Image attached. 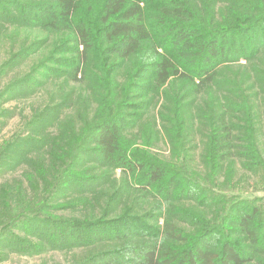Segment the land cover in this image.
Instances as JSON below:
<instances>
[{
  "label": "trees",
  "instance_id": "trees-1",
  "mask_svg": "<svg viewBox=\"0 0 264 264\" xmlns=\"http://www.w3.org/2000/svg\"><path fill=\"white\" fill-rule=\"evenodd\" d=\"M0 27L70 32L48 63L17 79L14 95L29 96L62 75L92 86L87 98L79 97L76 115L69 114L75 101L66 90L54 97L57 103L33 109L25 131L0 150L1 167H24L14 186L0 185V207L7 210L0 261L11 253L99 248L77 264H264V187L259 194L234 182L236 190L214 187L220 173L234 176L237 167L264 180L258 141L264 67L256 78L225 76L264 53V0H0ZM44 43L23 47L4 66L14 67ZM207 89L210 95L200 97ZM157 97L175 148L166 164L138 148L129 153V132ZM89 100L96 104L92 118ZM10 113L1 109L0 118ZM193 119L202 125L207 178L186 171L183 147L195 139ZM117 167L139 172L140 185L114 178ZM150 186L160 201L146 210ZM186 200V208H166ZM79 209L84 217L62 214Z\"/></svg>",
  "mask_w": 264,
  "mask_h": 264
},
{
  "label": "rangeland",
  "instance_id": "rangeland-1",
  "mask_svg": "<svg viewBox=\"0 0 264 264\" xmlns=\"http://www.w3.org/2000/svg\"><path fill=\"white\" fill-rule=\"evenodd\" d=\"M87 6L88 4L84 5V11L86 14L89 12V10L86 8ZM93 7L95 9L98 7L97 1L93 3ZM6 27H0V112L1 109L7 108L11 111V113L7 117L0 118L2 121L0 124V150L6 142L13 140L17 134L25 131L26 122L31 118L33 109L38 110L39 108H43L46 103L53 100L56 101L54 97L61 93L62 90H66L67 93L72 94V98L75 101L73 102L74 104L72 105V110L70 113L68 111V113L76 115L77 106L80 101L79 97L81 96L82 99L84 97L87 98L89 95V87H92L88 79H82L81 81L77 82L71 77L66 78L65 75H62L58 78H55L54 80L45 82L40 86V88H38L29 96L25 94L14 95L11 93V87L12 85H15L16 82H18L17 79H21L22 77L26 76L34 67L48 63L47 61L49 60L50 55L57 51V47L62 44L64 38L70 36V32L62 27H56V30L47 28L24 29L22 27ZM39 39L44 40L45 43L39 49V46L37 47V52L33 53L24 61L21 60L12 68H10V66H4V64L9 62L10 59L12 60V58L16 55V52L25 46L31 45L33 42ZM66 55L60 56L65 57ZM240 63L245 64L244 61ZM259 67H264V53L262 54L261 58L258 59V61H252L249 63V65H234L232 68H228L225 76L238 77L239 75L247 74L249 72V77L254 76L256 78ZM225 70L226 68L223 69L222 72H225ZM119 74L120 76L116 78V84L117 86L122 87L124 86L125 82L124 77H122L123 72ZM253 81L254 80L249 79V85H251ZM178 84L181 85L180 82H178L177 85ZM167 87H170V85L168 86V84H166L161 87L159 86L160 89L158 93H163L165 90H168ZM176 89H179V87ZM256 90H259V87H257ZM206 95H210L209 89L199 94V96L202 98ZM87 103V114L88 117L92 118L94 115L93 110L96 108V104L91 102V100H89ZM162 103V98L159 99V97H157L148 113L142 118L138 125L132 127L131 131L129 132L130 138L132 140V143L129 147V153H133V150L138 148L143 153L149 155L152 159L151 161L166 164L171 163L172 159L174 158L175 148L169 141L167 131L164 128V122L159 115V112L162 108ZM199 104H201L200 101ZM261 111V121L264 122V104L261 105ZM185 113L187 115L195 116L197 111L186 109ZM191 124L194 125V131L197 133L194 137L195 139L192 141V144L188 147H183V149L188 153V164H185L186 171L188 169H192L196 175H201V177L207 178L208 170L206 169V163H204V140L198 133V130L202 129V125L199 124L198 121H194V119L191 120ZM55 134L58 135V132ZM258 141L264 153V136L259 137ZM181 161L183 162L184 159L180 158L178 161L174 159L172 163L178 164ZM23 168L24 167H19L17 170L11 171L0 166V185L2 184V186H4L6 183H10L14 186V181L21 178ZM235 170L237 172L234 176H231L229 173L225 174V172L220 173V175H218L219 177L214 183V187H216V189L225 187L227 190H236L237 188H233L235 185H232L234 182L233 184L239 185L240 188L244 190V193L259 194L263 192L260 190L264 187V180L261 176H256L245 168L243 169L237 167ZM186 171L183 172L188 175ZM224 174L227 177L226 185L224 183ZM113 177H116V179H122L124 177V179H126L132 185H140V180L142 179V176L139 172L136 171L135 174L131 172L126 173V170L123 167H117L114 170ZM233 177L234 179L232 181ZM2 186L1 189L3 190ZM151 187L152 186L146 189L150 193L146 192L145 196L143 197V202L145 205H147L145 206L146 210L153 208L160 201L159 196L156 195L157 193H153L154 189ZM149 189H152L153 191L151 192ZM138 193L141 194V192ZM13 200L14 199L12 197H9L8 202ZM127 203L130 204L131 200H128ZM190 204L191 203H189L187 200L186 202L181 203L173 201L169 205H166V208L169 206L180 207L181 205L186 208ZM83 210L84 209L70 210L66 213L62 212V214L73 218H79L84 217V215H82ZM3 211H7L6 208L0 207V220L4 218V216H1ZM59 213L61 214V212ZM164 220L165 218L161 216L159 223H164ZM0 225L2 224L0 223ZM184 225H186V223ZM97 249L95 248L94 250L96 251ZM94 250L82 248L73 250H49L38 255H21L18 253H11L5 261H0V264H77L78 262H82L85 258H87L88 255L94 253Z\"/></svg>",
  "mask_w": 264,
  "mask_h": 264
}]
</instances>
